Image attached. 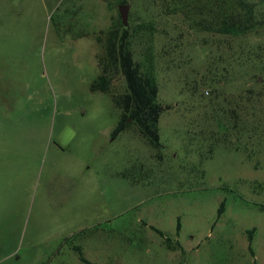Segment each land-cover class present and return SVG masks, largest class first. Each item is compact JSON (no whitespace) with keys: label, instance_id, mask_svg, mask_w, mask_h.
I'll return each mask as SVG.
<instances>
[{"label":"rangeland","instance_id":"374dc122","mask_svg":"<svg viewBox=\"0 0 264 264\" xmlns=\"http://www.w3.org/2000/svg\"><path fill=\"white\" fill-rule=\"evenodd\" d=\"M236 3L0 0V264H86L75 245L95 264H264V153L233 129L256 113L241 95L264 89V28L214 29ZM122 4L171 105L160 149L135 125L113 137L120 71L91 90Z\"/></svg>","mask_w":264,"mask_h":264},{"label":"trees","instance_id":"16d2710c","mask_svg":"<svg viewBox=\"0 0 264 264\" xmlns=\"http://www.w3.org/2000/svg\"><path fill=\"white\" fill-rule=\"evenodd\" d=\"M122 1L125 2L126 0ZM250 1L237 0L236 4L228 5L224 12H221L220 21L214 29L227 34L243 35L264 28V0H259L256 3H250ZM99 41L102 40L99 39ZM103 47L105 53L98 59L100 74L91 84V90L109 92L113 74L116 71L122 73L128 89L124 95L113 97L116 107L122 111L120 119L112 132L113 137H117L121 132L135 125L136 130L154 149H160L162 142L159 120L161 115L171 108V105H165L159 101V84L153 68L150 66L145 68V65L135 58L131 48L129 29L123 23H121V28H113L108 32ZM245 96L249 99L253 96L256 98L255 116L252 118V123L248 124L246 117L239 115L233 129L241 135L249 133L250 138L256 139L257 152L264 153V89L249 90L241 95L243 99ZM241 109L243 108L241 107ZM218 126L227 132L230 131V126L221 121ZM249 156H251L250 153H248ZM261 208L264 210V205ZM224 211L225 201H222L219 207V217ZM181 227L182 224L179 218L178 234ZM150 228L164 239L167 248L170 250H183L179 240L173 243V240L166 236L160 228L155 225H151ZM249 233V248L252 249L253 230H250ZM74 249L80 254L82 262L95 264L84 256L81 246L75 245Z\"/></svg>","mask_w":264,"mask_h":264},{"label":"water","instance_id":"95a60500","mask_svg":"<svg viewBox=\"0 0 264 264\" xmlns=\"http://www.w3.org/2000/svg\"><path fill=\"white\" fill-rule=\"evenodd\" d=\"M130 5L129 4H122L119 6V11L123 20V24L125 26L128 25V12H129Z\"/></svg>","mask_w":264,"mask_h":264},{"label":"crops","instance_id":"0c3cea01","mask_svg":"<svg viewBox=\"0 0 264 264\" xmlns=\"http://www.w3.org/2000/svg\"><path fill=\"white\" fill-rule=\"evenodd\" d=\"M98 65V64H97ZM100 70V69H99ZM100 74V73H99Z\"/></svg>","mask_w":264,"mask_h":264}]
</instances>
